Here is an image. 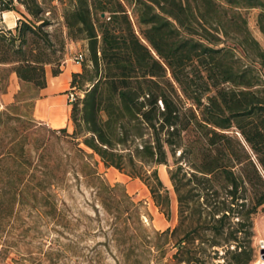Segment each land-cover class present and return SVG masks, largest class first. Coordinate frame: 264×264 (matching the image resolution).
<instances>
[{"label":"trees","instance_id":"trees-1","mask_svg":"<svg viewBox=\"0 0 264 264\" xmlns=\"http://www.w3.org/2000/svg\"><path fill=\"white\" fill-rule=\"evenodd\" d=\"M55 1L62 22L47 16L44 1L0 0V80L14 73L42 91L47 67L53 77L62 74L67 42L85 41L82 71L70 83L73 130H58L75 156L90 151L106 168L141 180L168 217L170 195L158 167H172L178 223L157 233L153 248L160 254L172 246L174 264H252L254 219L264 208V79L237 53L264 65V52L237 10L260 9L264 35V0ZM16 4L25 12L9 29L2 15L19 13ZM18 168L0 200V264L13 247L2 238L26 172ZM46 168L26 190L33 198L40 186L52 188L55 169L64 181L70 167L66 160ZM47 207L49 215L57 212L50 200ZM117 210L126 221L132 216L129 204Z\"/></svg>","mask_w":264,"mask_h":264},{"label":"rangeland","instance_id":"rangeland-1","mask_svg":"<svg viewBox=\"0 0 264 264\" xmlns=\"http://www.w3.org/2000/svg\"><path fill=\"white\" fill-rule=\"evenodd\" d=\"M40 1H44L49 11L47 16L62 22L58 2ZM16 7L19 13H15L21 18L25 10L17 4ZM237 11L246 21L251 37L264 52V35L258 26L261 10L244 8ZM129 14L138 30L132 10ZM236 43L235 39L226 41L231 47ZM86 55L85 41H68L62 71L67 64H77V57ZM237 55L242 64H251L260 70L264 79V65L258 59L244 55L241 50ZM47 74L51 79V67H47ZM69 83L65 76L60 78L55 89L60 90L65 100L61 102L56 93L53 96L57 98L52 100V104L56 106L58 115L55 118L61 119V124L71 133L73 126L69 123L67 105H70L74 94H71ZM41 97V91L23 84L14 73L0 80V200L3 190L16 175L18 166L26 169L14 211L2 238L3 242L9 241L13 246L3 264H50L47 253L53 258L51 264H174L172 258L175 250L172 246H166V251L160 254L153 248L157 241L156 234L174 228L178 223V202L169 178L172 167H158L160 179L170 195L171 214L168 217L155 205L149 189L141 180L106 168L100 158L90 151L76 157L71 145L58 132L59 129H53L40 120L43 116L35 111V106ZM66 160L70 168L64 181H58L62 174L55 169L52 188L44 190L40 186L37 198L26 193L29 186L33 187L44 179L46 165L57 168L58 163H66ZM28 161L32 163L30 168L27 167ZM103 187L113 190H103ZM49 200L56 206L54 215L47 213ZM126 204H129L132 212L128 221V214L119 217L117 210V207L122 209ZM56 221H64L66 227ZM254 226L255 260L252 264H264V208L256 215ZM139 235H147L151 243L141 242ZM65 245L70 247L67 249ZM130 247L132 250H129ZM223 261L215 260L214 264Z\"/></svg>","mask_w":264,"mask_h":264},{"label":"crops","instance_id":"crops-1","mask_svg":"<svg viewBox=\"0 0 264 264\" xmlns=\"http://www.w3.org/2000/svg\"><path fill=\"white\" fill-rule=\"evenodd\" d=\"M3 24L9 28V29H15L19 20V16H17V13L15 12H5L3 14ZM82 71V65L80 63L77 64H67V66L65 67V69L63 70V73L61 74L60 77H53L49 79V75L47 74V88H45L44 90L41 91V95L42 97L37 101V104L35 106V111H37V113H39V115H41V121L48 123L49 126L53 129H63L65 128L64 124H61V119L59 118H55L56 116V106H54L52 103V100L59 97L60 101L62 102L63 100H65L64 95H60V90L55 89V87L57 86V84H59V80L62 76H65L67 78L68 81L72 80V75L74 73H80ZM69 83V84H70ZM56 93L59 95L57 97L53 96L54 94L56 95ZM47 96V98H46ZM42 101L44 103H42ZM59 101V102H60ZM68 109H69V123L70 125L72 124L70 121V114H71V105H67ZM50 121L53 123L52 125H50ZM61 124V125H59ZM54 125V126H53Z\"/></svg>","mask_w":264,"mask_h":264},{"label":"built area","instance_id":"built-area-1","mask_svg":"<svg viewBox=\"0 0 264 264\" xmlns=\"http://www.w3.org/2000/svg\"><path fill=\"white\" fill-rule=\"evenodd\" d=\"M76 60L78 61V63H81V61H83V57L82 56L77 57Z\"/></svg>","mask_w":264,"mask_h":264},{"label":"bare ground","instance_id":"bare-ground-1","mask_svg":"<svg viewBox=\"0 0 264 264\" xmlns=\"http://www.w3.org/2000/svg\"><path fill=\"white\" fill-rule=\"evenodd\" d=\"M257 264H261V263H257Z\"/></svg>","mask_w":264,"mask_h":264}]
</instances>
